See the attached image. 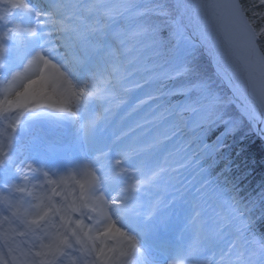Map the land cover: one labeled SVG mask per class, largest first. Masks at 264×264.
<instances>
[{
  "label": "snow or ice",
  "instance_id": "1",
  "mask_svg": "<svg viewBox=\"0 0 264 264\" xmlns=\"http://www.w3.org/2000/svg\"><path fill=\"white\" fill-rule=\"evenodd\" d=\"M0 6V264H264V190L245 198L216 171L244 121L197 58L243 78L242 115L264 124V0ZM24 116L75 124L74 148L18 144ZM205 128H222L211 145ZM160 188L169 199H145ZM180 204L194 239L157 246L161 261L151 237Z\"/></svg>",
  "mask_w": 264,
  "mask_h": 264
}]
</instances>
